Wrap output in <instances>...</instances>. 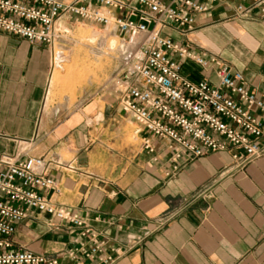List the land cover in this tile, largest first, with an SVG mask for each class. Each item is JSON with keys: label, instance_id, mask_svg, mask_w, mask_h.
<instances>
[{"label": "crops", "instance_id": "0c3cea01", "mask_svg": "<svg viewBox=\"0 0 264 264\" xmlns=\"http://www.w3.org/2000/svg\"><path fill=\"white\" fill-rule=\"evenodd\" d=\"M212 13L198 17L196 32L182 37L170 29L164 35L219 56L264 98V17L256 12L232 19L233 11L224 7ZM50 70L47 48L0 32V155L27 149L53 162L69 157L51 173L60 189L55 204L78 213L86 225L52 221L50 227L48 214L33 212L18 225V246L60 264H100L106 256L113 264H264V158L244 172L220 176L232 164L228 152L184 165L157 139H151L154 153L142 143L131 155L109 158L108 149L95 145L83 112L57 126V115L43 123ZM181 74L192 83L217 82L214 71L191 59L182 63ZM165 213L176 218L153 230L150 222ZM85 230L101 247L96 255L90 256L95 244Z\"/></svg>", "mask_w": 264, "mask_h": 264}, {"label": "built area", "instance_id": "2783aa9c", "mask_svg": "<svg viewBox=\"0 0 264 264\" xmlns=\"http://www.w3.org/2000/svg\"><path fill=\"white\" fill-rule=\"evenodd\" d=\"M215 7L232 10V19L253 18L256 12L264 17V0H0V32L43 45L50 51L51 68L57 46H66L78 24L116 31L126 46L136 38L108 83L122 113L147 134L144 149L154 153L151 139L162 140L184 165L228 152L232 164L220 174L225 176L264 158V98L219 56L193 51L164 35L170 29L182 37L198 31V17H212ZM186 59L214 71L217 82L185 79L181 67ZM60 165L27 149L0 155V264H60L17 245L18 225L33 212L48 214L50 227H55L52 221L85 227L78 213L55 204L60 189L51 173ZM175 218L165 213L150 224L157 231ZM84 234L95 244L90 256L99 253L95 236L89 230ZM99 262L115 259L106 256Z\"/></svg>", "mask_w": 264, "mask_h": 264}, {"label": "rangeland", "instance_id": "374dc122", "mask_svg": "<svg viewBox=\"0 0 264 264\" xmlns=\"http://www.w3.org/2000/svg\"><path fill=\"white\" fill-rule=\"evenodd\" d=\"M72 32L66 46L56 48L55 53L60 49L62 57L54 61L50 70L41 120L44 123L57 115L53 124L57 126L65 118L83 112L84 124L91 129L95 145L108 149L109 158L120 153L131 155L142 146L145 132L122 113L108 83L121 64L127 41L116 31L88 23L76 25ZM94 32H99V36L91 42L88 38ZM113 40L115 48L111 47ZM88 111L93 114L88 115ZM63 158L61 162H68L69 157Z\"/></svg>", "mask_w": 264, "mask_h": 264}, {"label": "bare ground", "instance_id": "6f19581e", "mask_svg": "<svg viewBox=\"0 0 264 264\" xmlns=\"http://www.w3.org/2000/svg\"><path fill=\"white\" fill-rule=\"evenodd\" d=\"M99 36V32L97 33V32H94L93 33V35H90V37L88 38L91 42H94V41H96V37H98ZM86 37V36H85ZM111 42V41H110ZM137 43V39L136 38H133L132 39V41H131V43L128 45V47H127V49L125 48V51H123V52H126L128 49H130V48H133V46H135L134 44H136ZM114 44H116V42L113 40L112 42H111V47H113L114 46V48L116 47ZM113 49V48H112ZM55 55H56V60H60L61 59V57H62V51H60V49H59V51H57L56 53H55ZM54 67V66H53ZM101 118V117H100Z\"/></svg>", "mask_w": 264, "mask_h": 264}]
</instances>
